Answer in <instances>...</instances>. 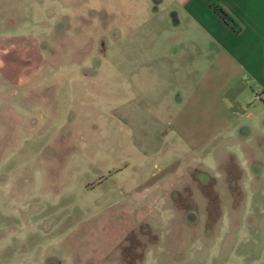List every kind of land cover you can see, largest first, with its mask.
Instances as JSON below:
<instances>
[{"label":"rangeland","instance_id":"rangeland-1","mask_svg":"<svg viewBox=\"0 0 264 264\" xmlns=\"http://www.w3.org/2000/svg\"><path fill=\"white\" fill-rule=\"evenodd\" d=\"M184 1L0 0V264H264V90L177 133L217 49Z\"/></svg>","mask_w":264,"mask_h":264},{"label":"crops","instance_id":"crops-1","mask_svg":"<svg viewBox=\"0 0 264 264\" xmlns=\"http://www.w3.org/2000/svg\"><path fill=\"white\" fill-rule=\"evenodd\" d=\"M212 4L223 7L235 20L237 28L224 22ZM183 7L204 31L206 42L213 43L217 49L216 65L214 61L209 65L207 81L194 88L193 94L179 110L181 113L177 117L180 118H177L175 126L180 135L187 129L185 120L191 122L199 117L232 119L233 114L225 98L243 78L257 82L264 90V0H185ZM175 16L172 19L178 24L180 19L178 14ZM213 65L215 68H211ZM187 106L189 109L184 113ZM199 130H193V143ZM214 130L215 125L211 134L215 133ZM204 133L206 137L202 136L209 138L210 132Z\"/></svg>","mask_w":264,"mask_h":264},{"label":"trees","instance_id":"trees-1","mask_svg":"<svg viewBox=\"0 0 264 264\" xmlns=\"http://www.w3.org/2000/svg\"><path fill=\"white\" fill-rule=\"evenodd\" d=\"M211 7L213 8V10L218 13L221 18L224 20V22H226L227 24H229L230 26H232L233 28H237V23L235 22V20L232 18V16L223 9V7H221L218 4H212Z\"/></svg>","mask_w":264,"mask_h":264}]
</instances>
